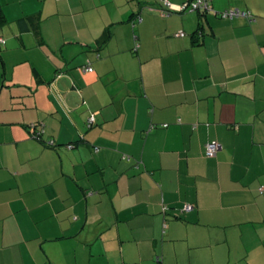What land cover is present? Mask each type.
Listing matches in <instances>:
<instances>
[{"label":"crops","instance_id":"0c3cea01","mask_svg":"<svg viewBox=\"0 0 264 264\" xmlns=\"http://www.w3.org/2000/svg\"><path fill=\"white\" fill-rule=\"evenodd\" d=\"M188 1L0 0V264H264V0Z\"/></svg>","mask_w":264,"mask_h":264},{"label":"trees","instance_id":"16d2710c","mask_svg":"<svg viewBox=\"0 0 264 264\" xmlns=\"http://www.w3.org/2000/svg\"><path fill=\"white\" fill-rule=\"evenodd\" d=\"M192 1H196V0H190V1H188V2H186V3H190V2H192ZM199 1H203L204 3H207L208 4V7H205V6H203V5H199L198 7H196V8H194V9H191L190 7H187L186 9H184V10H176V9H170V8H168L167 10L166 9H164V13H165V15H169V14H171V12H173V11H178V12H187V11H198L199 13H200V15H205L206 14V12H208V11H213L214 13H216L217 15H219L220 17H222V18H227V19H231V18H235V17H244V18H247L249 21H255L256 20V15H254L251 11H249V10H243V9H239L241 12H244L245 14L243 15V14H240V15H238V16H233V17H230V16H223L222 15V13H224L225 11H227V10H229V9H225V10H223V11H215V9L213 8V6L209 3V1L208 0H199ZM186 3H183L182 5H184V4H186ZM232 9V8H231ZM0 22H1V17H0ZM184 33V32H183ZM185 34V33H184ZM183 34V35H184ZM195 35L197 36V38H198V40L200 41L201 39L200 38H203L205 35H204V33H203V31L201 30V28L199 27L197 30H196V32H195ZM178 36V35H177ZM89 67H91V66H86V70H89L88 68ZM92 68V67H91ZM93 69V68H92ZM91 69V70H92ZM91 70H89V71H91ZM92 115H94V117H95V121L92 123V124H89V118H88V126L89 127H91V126H93L95 123H96V115H95V113H93ZM92 115H90V116H92ZM42 129H39V132H37V134L38 133H42ZM36 133V132H35ZM39 136H40V134H39ZM209 142H212V141H208L206 144H205V156L206 157H209V158H212V157H216L217 156V154H218V152H219V150L217 151V153L214 155V156H208L207 155V144L209 143ZM69 146H71V147H69ZM74 146H76V143H69L68 145H67V147L68 148H73ZM260 191L261 192H263L264 191V187H261L260 188ZM186 206H190V209H186L185 207ZM193 208V205H191V204H186V205H184V207H183V210H191ZM157 262H160L161 261V257H157Z\"/></svg>","mask_w":264,"mask_h":264},{"label":"built area","instance_id":"2783aa9c","mask_svg":"<svg viewBox=\"0 0 264 264\" xmlns=\"http://www.w3.org/2000/svg\"><path fill=\"white\" fill-rule=\"evenodd\" d=\"M167 4H169V3H167ZM199 5H203L205 7H208L207 3H204L203 1H199V0L192 1L190 3H186V4L180 5L178 7H173L171 5H169L168 7L170 9L184 10L187 7L194 9V8L198 7ZM240 14L244 15L245 13L241 12L238 8H232V9H229V10L225 11L224 13H222L223 16H230V17L238 16ZM183 34L184 33H178L177 35H183ZM88 69L91 70L92 68L89 67ZM94 121H95L94 115L90 116L89 117V124H92ZM69 147H71V146H69ZM220 149H221V144L219 142H217V141L209 142L207 144V155L208 156H214L217 153V151ZM185 208L190 209V206H186Z\"/></svg>","mask_w":264,"mask_h":264},{"label":"rangeland","instance_id":"374dc122","mask_svg":"<svg viewBox=\"0 0 264 264\" xmlns=\"http://www.w3.org/2000/svg\"><path fill=\"white\" fill-rule=\"evenodd\" d=\"M167 4V3H166ZM166 7V6H165ZM169 7L165 8V9H168Z\"/></svg>","mask_w":264,"mask_h":264}]
</instances>
